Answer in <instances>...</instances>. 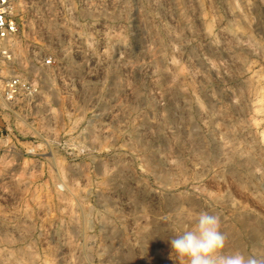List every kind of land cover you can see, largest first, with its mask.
<instances>
[{
	"label": "rangeland",
	"instance_id": "374dc122",
	"mask_svg": "<svg viewBox=\"0 0 264 264\" xmlns=\"http://www.w3.org/2000/svg\"><path fill=\"white\" fill-rule=\"evenodd\" d=\"M15 9L0 264H182L170 241L202 211L225 254L264 259V0Z\"/></svg>",
	"mask_w": 264,
	"mask_h": 264
},
{
	"label": "clouds",
	"instance_id": "9594fccd",
	"mask_svg": "<svg viewBox=\"0 0 264 264\" xmlns=\"http://www.w3.org/2000/svg\"><path fill=\"white\" fill-rule=\"evenodd\" d=\"M225 241L219 215L202 211L191 219L190 227L171 239L170 245L182 264H264V259L239 250L225 254Z\"/></svg>",
	"mask_w": 264,
	"mask_h": 264
},
{
	"label": "built area",
	"instance_id": "2783aa9c",
	"mask_svg": "<svg viewBox=\"0 0 264 264\" xmlns=\"http://www.w3.org/2000/svg\"><path fill=\"white\" fill-rule=\"evenodd\" d=\"M16 0H0V95L6 100L15 99L22 91L29 88L20 75H3V68L12 58L11 42L20 33L18 13L15 9ZM47 64L51 58L44 59Z\"/></svg>",
	"mask_w": 264,
	"mask_h": 264
}]
</instances>
